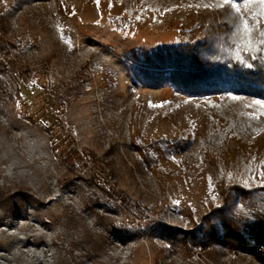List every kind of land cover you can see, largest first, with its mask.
Returning <instances> with one entry per match:
<instances>
[{
    "label": "rangeland",
    "instance_id": "374dc122",
    "mask_svg": "<svg viewBox=\"0 0 264 264\" xmlns=\"http://www.w3.org/2000/svg\"><path fill=\"white\" fill-rule=\"evenodd\" d=\"M254 1L0 0V58L32 76L16 93L0 75V186L31 191L20 215L0 210V264H258L177 236L223 202L239 150L242 181L264 183V99L156 86L135 62L213 17L264 33Z\"/></svg>",
    "mask_w": 264,
    "mask_h": 264
},
{
    "label": "trees",
    "instance_id": "16d2710c",
    "mask_svg": "<svg viewBox=\"0 0 264 264\" xmlns=\"http://www.w3.org/2000/svg\"><path fill=\"white\" fill-rule=\"evenodd\" d=\"M234 1L238 5L255 4L254 0L250 3L248 0ZM3 18L4 15L0 14L1 21ZM112 24L117 26L115 22ZM254 29L249 42L239 34L233 36L230 24L224 18L217 21L213 17L199 27L197 37L157 46L148 56L135 55V62L145 80L156 86L168 82L189 94L232 91L264 99V44L261 42L262 31L257 25ZM1 33L0 51H6L11 44L9 41L7 44ZM240 44L243 48L238 47ZM2 58L0 75L8 78L18 93L21 86L31 81V71L27 67H16L6 55ZM140 150L146 158L143 149ZM230 160L232 174L220 183L223 202L207 207L195 220L193 230L185 237H177L188 249L197 246L207 253L226 243L235 252L249 254L259 264H264V183L255 181L248 186L242 181L238 173L242 176L247 174L242 150ZM66 170V173L72 174L76 172V167L67 165ZM30 192L28 188L0 186V210L18 216L20 206L17 208L13 198L21 195L27 199Z\"/></svg>",
    "mask_w": 264,
    "mask_h": 264
},
{
    "label": "snow or ice",
    "instance_id": "6c2138e0",
    "mask_svg": "<svg viewBox=\"0 0 264 264\" xmlns=\"http://www.w3.org/2000/svg\"><path fill=\"white\" fill-rule=\"evenodd\" d=\"M224 5H231L233 3V0H222ZM248 2L250 3L251 0H248ZM258 2L261 5H264V0H258ZM237 12L240 11V9H236ZM236 21H237V26H236V32L238 34H240L242 37L246 38L249 40V42L251 41V33L253 31H255V29L250 28L249 26V19L242 16V15H238L236 17ZM245 34H247L245 36ZM261 37H262V44H264V33H261ZM238 47L243 48V44L238 45Z\"/></svg>",
    "mask_w": 264,
    "mask_h": 264
},
{
    "label": "bare ground",
    "instance_id": "6f19581e",
    "mask_svg": "<svg viewBox=\"0 0 264 264\" xmlns=\"http://www.w3.org/2000/svg\"><path fill=\"white\" fill-rule=\"evenodd\" d=\"M4 186H6V185H4ZM9 188H11V187H9ZM14 188H16V187H13V189H14ZM19 206H20V210H22V208H23V203L20 202V205H19ZM20 210H19L18 215H20ZM2 213H3V215H4V214H7V215H10V216H12V217L17 216L16 214H9V213L4 212V211H3Z\"/></svg>",
    "mask_w": 264,
    "mask_h": 264
},
{
    "label": "built area",
    "instance_id": "2783aa9c",
    "mask_svg": "<svg viewBox=\"0 0 264 264\" xmlns=\"http://www.w3.org/2000/svg\"><path fill=\"white\" fill-rule=\"evenodd\" d=\"M246 255H248L249 257H252L253 258V256H251V255H249V254H246ZM254 259V258H253ZM255 260V259H254ZM256 261V260H255ZM257 262V261H256ZM258 263V262H257ZM259 264V263H258Z\"/></svg>",
    "mask_w": 264,
    "mask_h": 264
}]
</instances>
